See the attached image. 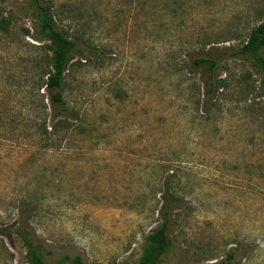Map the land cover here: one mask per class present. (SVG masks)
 Masks as SVG:
<instances>
[{
	"label": "rangeland",
	"instance_id": "374dc122",
	"mask_svg": "<svg viewBox=\"0 0 264 264\" xmlns=\"http://www.w3.org/2000/svg\"><path fill=\"white\" fill-rule=\"evenodd\" d=\"M39 5L92 54L65 121ZM260 25L264 0H0V264H30L26 220L46 264H141L167 182L159 264H264V75L239 55Z\"/></svg>",
	"mask_w": 264,
	"mask_h": 264
},
{
	"label": "trees",
	"instance_id": "16d2710c",
	"mask_svg": "<svg viewBox=\"0 0 264 264\" xmlns=\"http://www.w3.org/2000/svg\"><path fill=\"white\" fill-rule=\"evenodd\" d=\"M40 30L39 34L45 36L51 42V68L52 71L47 74L46 88L52 92L51 100L54 110L52 112V120L65 121L71 117L69 109L66 105L63 84L66 79V72L73 60L72 53L77 51L79 46L85 54L83 58L89 59L92 54L89 48L81 45L78 40H73L67 34L60 30L55 23L52 8L39 5ZM40 40V38H37ZM264 48V25L258 26L250 35L248 42L240 49L239 55H252L256 58V66L264 75V58L261 57V50ZM93 53V52H92ZM197 67H205L214 73L217 68V62L210 58H198L194 60ZM218 89V84L211 82L207 90L206 100L214 96ZM60 122V121H59ZM56 129V127H55ZM167 205L161 211L163 222L153 230L148 237L149 246L144 252L141 264H159L162 258L167 254L171 246V238L169 234L170 215L176 205L174 197L171 195L169 182L166 183ZM21 242L27 249V258L30 264H46L39 254V245L36 237L31 229L30 221L26 220L20 223L16 231ZM232 257L228 261L219 264H232ZM75 264H80V260Z\"/></svg>",
	"mask_w": 264,
	"mask_h": 264
}]
</instances>
